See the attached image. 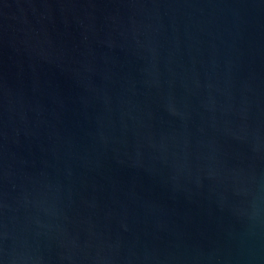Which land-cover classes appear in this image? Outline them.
<instances>
[{"label":"water","instance_id":"water-1","mask_svg":"<svg viewBox=\"0 0 264 264\" xmlns=\"http://www.w3.org/2000/svg\"><path fill=\"white\" fill-rule=\"evenodd\" d=\"M0 264H264V0H0Z\"/></svg>","mask_w":264,"mask_h":264}]
</instances>
